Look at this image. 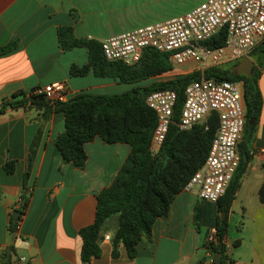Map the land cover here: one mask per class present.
<instances>
[{
  "label": "crops",
  "instance_id": "1",
  "mask_svg": "<svg viewBox=\"0 0 264 264\" xmlns=\"http://www.w3.org/2000/svg\"><path fill=\"white\" fill-rule=\"evenodd\" d=\"M177 2L0 0V45L16 41L12 51L0 55V264L4 251L10 264L20 254L32 256L34 264H215L210 254L219 238L209 240L208 235L216 234L215 224L223 217V264H264V202L258 192L264 183V65L258 77L262 105L255 128L243 127L237 144L238 154L247 162L228 210H219L216 201L200 198L195 190L181 188L167 215L155 219L151 236H141L132 256L121 241L113 254L115 215L101 225L99 253L87 260L81 257L79 234L93 221L96 194L111 183L130 145L95 135L84 143L86 159L77 167L61 158L55 144L64 129V116L45 103L52 98L44 95L41 102L2 107L4 100H20L56 79L65 82V98L77 92L123 91L125 81L97 75L92 67L84 74H70L71 64L87 63L88 48L60 47L58 26L70 25L76 37L100 41L179 14L186 8ZM164 73L145 79L150 82ZM145 79L137 83H148ZM23 194L27 202L19 226L10 230L13 209L20 211ZM105 233L109 238H103Z\"/></svg>",
  "mask_w": 264,
  "mask_h": 264
},
{
  "label": "trees",
  "instance_id": "2",
  "mask_svg": "<svg viewBox=\"0 0 264 264\" xmlns=\"http://www.w3.org/2000/svg\"><path fill=\"white\" fill-rule=\"evenodd\" d=\"M224 36V30H220L206 43L220 44L224 41ZM57 39L62 48L79 45L88 48L87 63L82 66L71 64L70 74H84L92 67L97 75L116 76L122 81L136 83L129 89L116 93L77 92L65 99L44 100L64 116V129L55 137V144L63 160L71 161L77 167L83 166L86 159L84 143L95 135L107 142H126L130 145V150L111 183L96 194L93 221L80 228L79 234L82 237L81 257L87 260L91 255L99 253L97 240L101 225L108 217L115 215L117 226L112 237L113 254L116 253L117 242L121 241L127 253L132 256L141 236H151L155 219L167 215L173 197L202 165L216 131L218 117L215 111H211L204 121L197 122L188 129L178 128L177 121L186 85L198 79L202 73L214 80L241 81L245 107L244 127L253 130L262 105L258 77L264 65V36L249 53L254 60L249 74L232 71V65L240 60L236 59L227 64L210 65L203 71L193 69L148 83L137 82L173 68L174 63L167 52L147 46L138 61L127 64L119 59H107L103 55L100 41L76 37L70 25L58 26ZM15 46L14 39L0 45V55L12 51ZM162 88L174 89L177 95L172 121L161 146L153 154L149 144L156 114L146 103L145 97L150 91ZM34 96L31 93L20 100H4L2 107L23 104L26 101L41 102L38 98L33 99ZM246 162V158L239 155L238 165L225 192L216 200L219 210H228L240 185ZM258 192L260 200L264 202V183ZM26 202L23 194L20 213ZM19 218L20 215L10 218V230H14ZM225 228V217L217 220L215 233L220 240L212 245L214 250L218 243H222ZM2 256V264H10L8 251H4ZM219 264H223V261Z\"/></svg>",
  "mask_w": 264,
  "mask_h": 264
},
{
  "label": "built area",
  "instance_id": "3",
  "mask_svg": "<svg viewBox=\"0 0 264 264\" xmlns=\"http://www.w3.org/2000/svg\"><path fill=\"white\" fill-rule=\"evenodd\" d=\"M220 30L225 32L222 43H206ZM263 36L264 0H202L184 12L107 35L100 42L103 55L110 60L133 64L143 49L151 46L167 52L174 64L193 63L203 71L213 64L249 56ZM66 90L65 82L56 79L33 88L31 93L65 99ZM176 95L174 89L162 88L150 91L145 97L156 114L149 144L153 154L161 146L172 121ZM211 111L217 113L218 124L207 155L182 188L195 190L204 200L216 201L225 192L239 162L237 144L244 127L245 107L238 82L214 80L203 73L190 81L184 90L178 128L192 127ZM103 238H109L108 233ZM208 239L215 240L216 234L210 233ZM210 260L213 261L211 254ZM33 261L32 256L20 254L14 264H34Z\"/></svg>",
  "mask_w": 264,
  "mask_h": 264
},
{
  "label": "rangeland",
  "instance_id": "4",
  "mask_svg": "<svg viewBox=\"0 0 264 264\" xmlns=\"http://www.w3.org/2000/svg\"><path fill=\"white\" fill-rule=\"evenodd\" d=\"M199 2H201V1L200 0H178L177 3L180 5L181 8H186V9H184V11H186L187 9L191 8L192 6L196 5ZM184 11H182V12H184ZM222 63L227 64V63H231V61L228 60V61H225ZM193 69H197V66L193 63L174 64L173 68L170 71L165 72L163 75H160L159 79L169 78V77L174 76L177 73L189 72V71H192ZM149 80H151V79H145L144 82H148ZM240 83H241V81H238L239 85H240ZM124 85H125L124 90L129 89L132 86V84L128 83V82L127 83L125 82ZM205 118L206 117L201 119L199 122L204 121Z\"/></svg>",
  "mask_w": 264,
  "mask_h": 264
},
{
  "label": "water",
  "instance_id": "5",
  "mask_svg": "<svg viewBox=\"0 0 264 264\" xmlns=\"http://www.w3.org/2000/svg\"><path fill=\"white\" fill-rule=\"evenodd\" d=\"M253 64H254V60L250 56H243L239 61H237L236 63L232 65V71L234 73L249 74L252 70ZM35 98L44 99V95L37 94L33 97V99ZM19 214H20L19 210L13 211L14 218H16ZM221 255H222V243H218L216 246V250L213 252V261L215 264L220 263Z\"/></svg>",
  "mask_w": 264,
  "mask_h": 264
}]
</instances>
